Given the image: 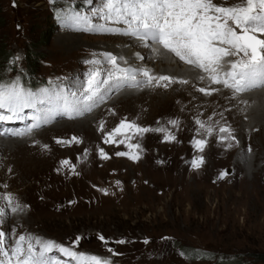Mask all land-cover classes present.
Masks as SVG:
<instances>
[{
	"label": "rangeland",
	"instance_id": "1",
	"mask_svg": "<svg viewBox=\"0 0 264 264\" xmlns=\"http://www.w3.org/2000/svg\"><path fill=\"white\" fill-rule=\"evenodd\" d=\"M214 2L231 5L237 0ZM102 4L103 0H0V80L20 77L34 91L50 87L49 81L70 91L85 87L90 71L111 67L102 54L114 52L119 40H112L113 34L66 27L60 17L75 12L92 17L93 24H105L93 16ZM146 49H141L139 57H145ZM29 54L37 59L32 68ZM93 60L102 63H89ZM188 81L182 90L174 83L166 89L144 86L129 97L123 94L129 87L111 91L108 99L117 96L105 109L92 115L96 107L85 114L93 118L90 131L71 127L41 134V128L29 144L0 146V194L8 190L20 205L28 204L13 216L8 210L3 230L65 245L81 237L79 251L110 257L116 264H264V90L233 98L217 85L212 87L220 91L206 96L197 89L208 83ZM125 118L153 130L168 125L176 140L165 141L166 133L150 131L130 141L141 145L138 161L116 156V152L129 151L126 144H106L104 139ZM173 119L178 127L167 123ZM196 119L217 129L216 121L226 122L238 143L233 141L228 148L218 142L215 132L206 137L200 130L197 135ZM63 120L76 119L57 118L44 127L60 126ZM102 122L104 130L100 131ZM73 136L82 143L56 142ZM27 137L16 138L24 141ZM16 138L0 136L5 142ZM123 138L115 137L116 141ZM194 138H207L203 152L195 149ZM43 145L50 147L42 149ZM101 148L108 159L100 156ZM200 155L205 164L193 169L191 161ZM62 160H69V166L62 167ZM221 172L228 174L220 179ZM37 178L41 180L35 182ZM99 189H107L108 194ZM2 201L0 207L6 204ZM100 235L110 243L100 241ZM120 239L128 242L115 243ZM185 248L201 249L208 259H190ZM217 255L225 261H218Z\"/></svg>",
	"mask_w": 264,
	"mask_h": 264
},
{
	"label": "snow or ice",
	"instance_id": "2",
	"mask_svg": "<svg viewBox=\"0 0 264 264\" xmlns=\"http://www.w3.org/2000/svg\"><path fill=\"white\" fill-rule=\"evenodd\" d=\"M93 16L107 23L93 24L92 17L75 12H69L60 19L66 27L78 31L130 36L156 55L160 54L161 49L165 50L196 70L195 78L198 81H208L207 86L197 89L206 96L220 91V88L212 85L230 90L233 98L253 90H264V0H237L231 5L216 3L214 0H103L102 6L93 12ZM108 24L124 27H110ZM102 55L111 67L103 72L94 68L88 74L86 86L76 91L67 90L52 81H49L50 87L34 91L22 83L20 77L7 82L0 80V125L18 120L32 121L23 129L0 128V136L23 138L31 136L58 117L80 118L104 103L111 91L124 87L136 89L151 86L166 89L173 83H189L187 79L177 80L174 76L154 74L148 67L131 65L124 57L112 53ZM89 63L100 65L102 61L93 60ZM26 109L32 110L30 117L25 115ZM220 115L223 116L222 113ZM167 123L174 128L179 126L177 120H169ZM195 123L199 126L197 135H200V130L204 131L206 137L215 132L218 142L226 144L228 148L233 146V141L238 143L234 129L226 122L221 125L216 121L218 129L206 126L200 119H196ZM99 130H104L103 122ZM150 131L166 133L165 141L176 140L175 135L165 127L153 130L125 118L106 133L104 143L126 144L129 151L116 152L115 155L128 156L138 161L140 155L137 150H141V145L130 141L134 136ZM117 135L124 138L116 141ZM56 142L69 145L73 142L82 143L76 136L67 141L57 139ZM192 142L200 152L207 146V138H194ZM42 147L47 149L48 145ZM99 154L104 159L109 158L102 148ZM60 163L62 167L70 164L69 160ZM204 164L203 155L191 161L193 169H200ZM71 170L75 172V165H71ZM227 174L221 172L219 178L223 179ZM120 183L116 181L117 185ZM99 190L108 194L107 189ZM0 200L6 201L5 206L0 207V264H112L110 257L79 251L81 237L65 245L31 233L4 231L2 225L8 210L15 214L23 212L26 206L16 202L12 193L0 194ZM98 239L105 244L110 243L103 235ZM127 242L124 239L115 241L117 244ZM108 251L118 255L112 248Z\"/></svg>",
	"mask_w": 264,
	"mask_h": 264
},
{
	"label": "bare ground",
	"instance_id": "3",
	"mask_svg": "<svg viewBox=\"0 0 264 264\" xmlns=\"http://www.w3.org/2000/svg\"><path fill=\"white\" fill-rule=\"evenodd\" d=\"M107 26H110V27H124L123 25H114L113 24H108ZM68 33H76V32H72V31H67ZM109 36V35H107ZM111 39H118L119 42L115 43L113 47H116V50H114V52H108L107 53H114V55H118V57H124L125 60H128L130 61L134 59V62L132 61L131 65H134V66H143V67H148L149 69H153V64L155 62H158L157 63V68H156V71H154L153 73L154 74H157V73H163V74H169L171 76H174L176 77L177 79H190L191 81L192 80H197L195 77H196V70L192 69L189 65H186L184 64L183 62L179 61L178 58L174 57L173 55H171L170 53H167L165 50L161 49L160 50V54L159 55H156L152 52V50L150 48L147 47L146 50H143V55H145V57L140 60V59H137V57H139V52H141V49L142 48H146L143 44H141L140 41H138L137 39L135 38H132L130 36H125V35H120V34H113L111 36ZM111 44V43H110ZM112 45V44H111ZM156 47H160V46H156ZM100 49V48H99ZM114 49V48H112ZM98 52V51H97ZM102 54V52L100 53ZM99 56V55H97ZM100 58V57H99ZM103 59V58H102ZM101 61V60H100ZM149 65H151L149 67ZM180 65H183V66H186L185 69H182L180 68L179 66ZM161 67V68H160ZM104 68H109L108 65H105ZM203 84L205 83H208L207 80L205 81H201ZM74 84V86H78L76 84V82L72 83ZM183 85L185 84H181V83H174L173 86H176V87H179V89H183ZM193 85V84H192ZM212 86H217V85H212ZM217 87H221L220 85L217 86ZM169 88V87H168ZM222 91H226V92H231L230 90L228 89H225L223 87H221ZM142 90V89H140ZM190 91V90H189ZM137 93L138 92V89H126V91L123 93L126 95V97L128 96L127 94H134V93ZM249 93V92H247ZM246 93V94H247ZM253 93V92H252ZM117 96V94L112 97L111 99H108L107 101H105L104 103H102L99 107H97L92 115H95V114H98L99 112H101L103 109L106 108V106L108 104H110L112 102V100L115 99V97ZM122 96V95H121ZM120 96V97H121ZM243 96V95H242ZM129 97V96H128ZM131 97V96H130ZM125 99V98H124ZM127 100V99H126ZM187 101V100H186ZM185 101V102H186ZM179 103V102H178ZM183 109L185 110V108L183 107ZM188 109V107H187ZM177 110V109H176ZM180 111V110H179ZM184 112V111H183ZM187 112V111H186ZM193 112V111H192ZM184 114V113H183ZM194 114V113H193ZM92 115H84L83 117H80V118H77L76 120L72 121V120H63V121H59V123H62V125L60 126H48V127H44L42 128V131H41V134L44 133L45 131H47L48 129L49 130H55V131H64L66 130L67 128H71V127H74V129H77V130H80V131H90V122L93 120L92 118ZM188 115V113H187ZM186 115V116H187ZM192 116V115H191ZM181 117V116H180ZM59 119L62 118V117H58ZM104 118V117H102ZM101 118V119H102ZM219 118V117H218ZM67 119V118H65ZM182 119V118H181ZM206 119V118H205ZM174 120V119H173ZM108 121V119L106 120V122ZM76 122V123H75ZM94 122V121H93ZM191 122V121H190ZM189 122V123H190ZM52 128H49L51 127ZM97 126V125H96ZM162 127H165L167 128L166 126L168 125H161ZM256 127V126H255ZM71 130V129H70ZM27 137V136H26ZM16 138V137H15ZM31 138L34 139L33 135L31 136H28L26 138V140H19V139H15L13 141H8V142H5L3 139H0V146L3 147L5 146L6 144L8 145H13V143L17 144L19 142H24V143H31L32 141L36 140V138L34 140H32ZM40 138V137H38ZM24 139V138H23ZM67 139V138H66ZM30 140V141H29ZM65 141V140H64ZM53 144L55 146H59L57 145L55 142H53ZM61 146V145H60ZM63 146V145H62ZM50 147V146H48ZM69 148V146H68ZM44 149V148H42ZM47 150V149H46ZM45 150V151H46ZM1 162V161H0ZM8 170V169H7ZM41 179L38 180V178L36 179L35 182H38L40 181ZM35 185V184H34ZM2 192V191H1ZM7 193H8V190H7ZM13 194V193H12ZM16 195V194H15ZM19 198V197H18ZM16 200V199H15ZM3 202V201H2ZM2 205V204H1ZM28 205V204H27ZM27 205H26V208H27ZM30 207V206H29ZM10 215V214H9ZM14 214H12L13 216ZM22 215V213H21ZM11 218V217H10ZM7 219V218H6ZM5 219V220H6ZM14 219V218H13ZM18 219V218H17ZM10 221V220H9ZM6 223V222H5ZM13 223V222H12ZM18 223V222H17ZM22 223V221H21ZM10 225V224H9ZM13 227V225L11 226ZM26 229V228H24ZM25 232V231H24ZM32 232V231H31ZM25 234V233H24Z\"/></svg>",
	"mask_w": 264,
	"mask_h": 264
},
{
	"label": "trees",
	"instance_id": "4",
	"mask_svg": "<svg viewBox=\"0 0 264 264\" xmlns=\"http://www.w3.org/2000/svg\"><path fill=\"white\" fill-rule=\"evenodd\" d=\"M3 60H5V62L7 61V57L5 58V55L2 57ZM27 61L28 64L30 65V68L34 67L33 64L34 62L37 61V59L33 56V55H27ZM184 252L186 253L187 257H189L190 259H208L207 256L204 255V251H202L201 249H197V248H185L183 249ZM217 260L218 261H225L223 260L222 256L217 255ZM261 261H264V259L262 258ZM230 264H245V263H241V262H229Z\"/></svg>",
	"mask_w": 264,
	"mask_h": 264
}]
</instances>
